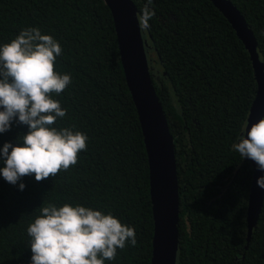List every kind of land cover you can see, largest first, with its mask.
<instances>
[{
  "label": "trees",
  "instance_id": "1",
  "mask_svg": "<svg viewBox=\"0 0 264 264\" xmlns=\"http://www.w3.org/2000/svg\"><path fill=\"white\" fill-rule=\"evenodd\" d=\"M230 1L253 33L264 71V0ZM132 2L139 17L145 0ZM151 7L155 16L141 35L173 142L175 264H264V190L246 242L252 169L231 147L239 141L256 89L248 53L208 0H153ZM27 27H38L61 45L55 69L70 74L72 83L53 96L66 110L53 126L85 133L88 147L75 166L56 177L37 182L34 175L25 176L13 185L0 175V264H30L26 229L49 202L111 213L135 229L137 244L118 249L115 260L105 264H149L147 160L107 5L103 0H0V44ZM27 131L14 120L0 133V147L6 141L22 144L17 138Z\"/></svg>",
  "mask_w": 264,
  "mask_h": 264
},
{
  "label": "clouds",
  "instance_id": "2",
  "mask_svg": "<svg viewBox=\"0 0 264 264\" xmlns=\"http://www.w3.org/2000/svg\"><path fill=\"white\" fill-rule=\"evenodd\" d=\"M153 0H145L138 17L139 27L147 30L155 16ZM63 54L59 42L38 27L20 30L10 41L0 44V133L12 122L26 125L28 131L0 147V175L16 185L25 176L37 182L56 177L78 163L88 147V136L69 127L57 129L58 118L66 115L59 96L71 83L68 73L55 69ZM74 127V126H73ZM232 149L241 158L255 162L264 171V118L241 127L239 141ZM264 189V176L257 179ZM25 188L19 183V189ZM30 237V264H105L115 260L117 250L137 244L135 229L111 213L90 207L53 202L40 207V214L26 229Z\"/></svg>",
  "mask_w": 264,
  "mask_h": 264
},
{
  "label": "water",
  "instance_id": "3",
  "mask_svg": "<svg viewBox=\"0 0 264 264\" xmlns=\"http://www.w3.org/2000/svg\"><path fill=\"white\" fill-rule=\"evenodd\" d=\"M221 13L246 49L256 83L245 124L264 118V71L256 41L239 10L230 0H208ZM113 22L126 87L136 110L148 168V195L152 218L149 264H175L177 250L178 188L172 136L149 75L137 9L132 0H103ZM252 176L246 204V242L262 205V176L250 160Z\"/></svg>",
  "mask_w": 264,
  "mask_h": 264
}]
</instances>
